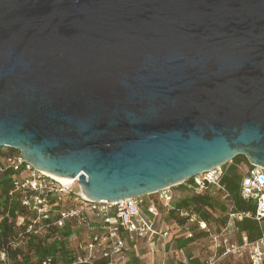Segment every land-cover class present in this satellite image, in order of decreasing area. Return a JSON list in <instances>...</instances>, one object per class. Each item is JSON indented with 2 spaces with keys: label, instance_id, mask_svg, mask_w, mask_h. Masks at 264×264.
Segmentation results:
<instances>
[{
  "label": "water",
  "instance_id": "obj_1",
  "mask_svg": "<svg viewBox=\"0 0 264 264\" xmlns=\"http://www.w3.org/2000/svg\"><path fill=\"white\" fill-rule=\"evenodd\" d=\"M2 147L91 200L264 167V0H0Z\"/></svg>",
  "mask_w": 264,
  "mask_h": 264
},
{
  "label": "built area",
  "instance_id": "obj_2",
  "mask_svg": "<svg viewBox=\"0 0 264 264\" xmlns=\"http://www.w3.org/2000/svg\"><path fill=\"white\" fill-rule=\"evenodd\" d=\"M3 168L14 172V189L21 192V205L32 214L27 221L26 232H43L69 224L73 237L80 236L77 244L75 241L72 243L75 238L69 237L73 247L76 245V251L68 259L46 255L38 264H142L138 259L140 253L148 264H167L165 257L173 250L164 214L174 209L173 204L180 193L174 194L171 188L178 184L144 196L114 201L91 200L81 193L75 179L60 180L36 169L19 153L0 158V171ZM222 173V167L216 166L182 183L193 192L212 187L222 199H226L228 193L220 183ZM238 190L243 200L255 203L254 210L231 208L219 230L210 228L205 220L188 208L176 209L184 218V223L174 224L177 232L192 237L193 229L189 227L194 226V230L207 233L211 254L203 264H216L224 256L245 258L247 264H264V167H247ZM68 195L72 196V203L64 202ZM154 200L161 202L160 208L151 202ZM244 218L253 219L258 224L260 233L257 238L250 240L245 233H239L237 222ZM17 219L24 221L20 215ZM180 253L181 250L177 252ZM0 259L2 264L10 263L5 252H0Z\"/></svg>",
  "mask_w": 264,
  "mask_h": 264
},
{
  "label": "trees",
  "instance_id": "obj_3",
  "mask_svg": "<svg viewBox=\"0 0 264 264\" xmlns=\"http://www.w3.org/2000/svg\"><path fill=\"white\" fill-rule=\"evenodd\" d=\"M1 150V148H0ZM19 153L14 148L6 147L5 151L0 152V158ZM243 164L250 166L245 156L238 155L229 163L221 165L223 169L220 183L228 193L226 199H222L220 193L214 191L212 187H207L199 192H193L184 187L183 183L178 184L181 188L179 197L174 202V209H170L164 214L165 226L170 230V240L172 250L165 257L167 264H203L205 259L211 254L208 243L199 248V253L191 251L194 243L207 239L206 231L194 230L192 237H186L183 232H177L174 224L184 223L177 210L178 208H188L194 211L200 218L206 221L210 228L221 229L227 218V212L231 208L236 210H254L253 201H245L239 195V182L243 173L239 172V166ZM13 171L3 168L0 171V252H5L9 264H38L40 260L50 255L61 257L66 260L73 252L80 239V236L73 237L69 224L60 228H48L43 232H26L27 221L32 214L21 205V192L14 189L12 179ZM189 180V179H188ZM65 203H72V196H66ZM158 208L161 202L151 201ZM23 216L24 221L20 222L17 217ZM264 225V222H263ZM239 233H245L250 240L258 237L259 226L253 219L244 218L237 222ZM238 233V234H239ZM69 237L75 240L70 243ZM181 250L180 254H177ZM137 263V260H134ZM3 260L0 259V264ZM216 264H247L245 258L234 256H224Z\"/></svg>",
  "mask_w": 264,
  "mask_h": 264
},
{
  "label": "rangeland",
  "instance_id": "obj_4",
  "mask_svg": "<svg viewBox=\"0 0 264 264\" xmlns=\"http://www.w3.org/2000/svg\"><path fill=\"white\" fill-rule=\"evenodd\" d=\"M5 148L6 147H2L1 148V150H0V152H2V151H5ZM230 161H227L226 163H229ZM248 166H246V165H243V164H241L240 166H239V172L240 173H244V171L246 170V168H247ZM172 190V192L174 193V194H177V192H176V190H177V188H175V186L173 187V188H171ZM174 189V190H173ZM208 243V241H207V239H203V240H201V241H199V242H196V243H194L193 245H192V247H191V251L193 252V253H195V254H197V253H199V248L200 247H202V245H206ZM162 254H160V256H161ZM159 256V257H160ZM139 261H140V263H146L147 262V260L145 259V256L144 255H142V253H140V256H139ZM153 264V263H152Z\"/></svg>",
  "mask_w": 264,
  "mask_h": 264
},
{
  "label": "bare ground",
  "instance_id": "obj_5",
  "mask_svg": "<svg viewBox=\"0 0 264 264\" xmlns=\"http://www.w3.org/2000/svg\"><path fill=\"white\" fill-rule=\"evenodd\" d=\"M48 174H50V175H52V176H54V177H56V178H58L60 180H64V181L70 179V178H66V177L57 176V175H54V174H51V173H48Z\"/></svg>",
  "mask_w": 264,
  "mask_h": 264
},
{
  "label": "crops",
  "instance_id": "obj_6",
  "mask_svg": "<svg viewBox=\"0 0 264 264\" xmlns=\"http://www.w3.org/2000/svg\"><path fill=\"white\" fill-rule=\"evenodd\" d=\"M175 188H177V190H176V192H178V193H180V191H181V188H183V187H180V186H177V187H175ZM174 190V189H173ZM175 250H173L172 251V254H175ZM143 264V263H142ZM144 264H148L147 262L146 263H144Z\"/></svg>",
  "mask_w": 264,
  "mask_h": 264
}]
</instances>
